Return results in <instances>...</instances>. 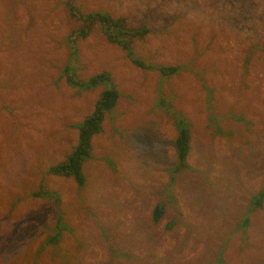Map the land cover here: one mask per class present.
I'll list each match as a JSON object with an SVG mask.
<instances>
[{
    "label": "rangeland",
    "instance_id": "374dc122",
    "mask_svg": "<svg viewBox=\"0 0 264 264\" xmlns=\"http://www.w3.org/2000/svg\"><path fill=\"white\" fill-rule=\"evenodd\" d=\"M66 2L0 0V264H264V198L252 203L264 187V0H72L150 28L131 42L148 70L97 26L70 56L80 25ZM160 65L181 67L161 78ZM65 67L79 81L107 72L120 94L81 188L47 171L103 86L72 87ZM164 98L190 126L189 169L173 181ZM40 187L59 202L33 197Z\"/></svg>",
    "mask_w": 264,
    "mask_h": 264
},
{
    "label": "trees",
    "instance_id": "16d2710c",
    "mask_svg": "<svg viewBox=\"0 0 264 264\" xmlns=\"http://www.w3.org/2000/svg\"><path fill=\"white\" fill-rule=\"evenodd\" d=\"M67 13L72 20L77 22L80 27H75L74 33L69 35L70 56H74L76 47L74 42L77 39H84L91 28L97 26L109 43L116 44L124 52V56L134 66L145 70L153 68L151 65H146L141 58L135 56L131 47V42L134 39H142L151 29L143 25L134 27L127 23L124 17L113 18L109 14L95 12L83 14L73 5L72 0L66 2ZM78 21H80L78 23ZM258 48V47H256ZM264 54V45L261 47ZM250 58L247 56L246 60ZM181 66H156L154 70L158 72L161 78L176 76ZM66 82L72 87L79 90L92 89L98 86H103L98 98L94 103V108L91 114L85 116L79 124L76 125L78 130V140L76 146L71 150L69 155L60 163L49 167L47 173L56 177L70 178L72 177L76 185L81 188L85 184V176L83 174V164L91 157V140L93 136L99 134L103 128V122L106 116L114 111L119 92L115 89L112 78L109 73L101 72L91 76L87 81H79L71 72L70 67H65L63 71ZM159 110L164 114L165 118L171 122L176 130V138L174 141V149L176 154V165L168 170L170 179L175 178L182 169H189L187 164V156L190 152V130L187 118L180 110H174L172 104L167 99H161L158 103ZM40 187L37 192L32 194L35 198L52 199L59 202L58 194L49 192ZM264 198V187L258 196L253 200V206H260ZM164 212V205H156L153 212V220L158 222ZM61 217L58 216V226H60ZM168 228H171L168 226ZM54 241V240H53Z\"/></svg>",
    "mask_w": 264,
    "mask_h": 264
}]
</instances>
